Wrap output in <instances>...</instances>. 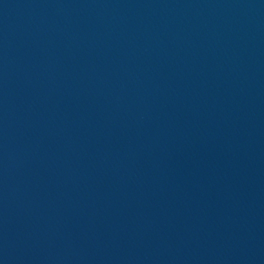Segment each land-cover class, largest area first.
I'll list each match as a JSON object with an SVG mask.
<instances>
[{
  "label": "water",
  "instance_id": "obj_1",
  "mask_svg": "<svg viewBox=\"0 0 264 264\" xmlns=\"http://www.w3.org/2000/svg\"><path fill=\"white\" fill-rule=\"evenodd\" d=\"M0 264H264V0H0Z\"/></svg>",
  "mask_w": 264,
  "mask_h": 264
}]
</instances>
